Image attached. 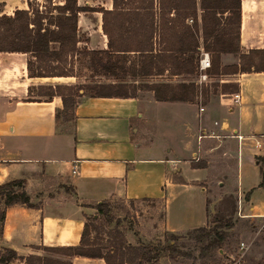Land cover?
I'll return each instance as SVG.
<instances>
[{
	"label": "crops",
	"instance_id": "0c3cea01",
	"mask_svg": "<svg viewBox=\"0 0 264 264\" xmlns=\"http://www.w3.org/2000/svg\"><path fill=\"white\" fill-rule=\"evenodd\" d=\"M237 1L239 18L228 8ZM75 2L111 9V0ZM171 2L177 9L155 13L154 29L129 30L131 43L144 50L97 56L95 70L89 66L96 79L89 85H98L92 93L72 87L74 76L29 77L28 54L0 51V184L38 171L56 185L73 188L72 196L57 187L53 196L30 200L33 207L5 208L0 254L10 249L16 255L6 264H24L29 256L105 264L101 258L43 252L77 245L89 205L103 199L162 200L166 231L203 227L206 190L215 182L221 188L223 176L228 184L222 187L238 197V216L264 228L261 162L250 165L255 154H264V70L241 69L248 66L241 55L264 51V0H194L191 15L180 8L188 6L184 0ZM27 8V0H0V15ZM101 25L99 11L77 12L76 33L85 40L76 47L80 50L82 43L85 50L107 51ZM203 52L210 67L207 80L200 82ZM183 83L194 85V100H163L169 93L160 91L157 98L151 88ZM117 84L130 94L114 95ZM47 86L57 92L49 95ZM32 88L42 92L29 96ZM62 96L72 106V120L65 118L70 108L55 118L63 109ZM211 131L218 136H207Z\"/></svg>",
	"mask_w": 264,
	"mask_h": 264
},
{
	"label": "trees",
	"instance_id": "16d2710c",
	"mask_svg": "<svg viewBox=\"0 0 264 264\" xmlns=\"http://www.w3.org/2000/svg\"><path fill=\"white\" fill-rule=\"evenodd\" d=\"M171 1L173 0H111V9L107 10L103 8L79 7L76 5L75 0H64L62 5H52L53 11L48 12L50 16L48 19L40 16L37 11L33 12L27 1L28 8L26 10L16 9L12 15H0V51L23 52L28 54L26 70L29 77L73 76V58L79 52L88 57L89 66L95 70L97 64L96 58L99 55L106 58L111 57L110 54L114 51L128 52L144 50L142 49L143 46L131 43L132 36L129 30L154 29L153 16L155 13H160L163 8L177 9L175 2L172 3ZM184 1L188 6H181L180 8L185 10L184 13L186 15H191L194 10V0ZM228 8L232 10V14L239 18L238 1L235 4L233 2L230 3V7L228 5ZM79 11H99L101 13V29L107 37V51L79 50L76 47L77 41L80 40L76 33V14ZM43 20L45 22L42 23ZM52 45L55 46L52 47ZM244 60H248V66H242V70H251V67H253L254 71L264 70V51H250L247 55H241V61ZM61 62L68 67L56 71V66L53 67L52 64L57 65L59 63L61 64ZM107 62L114 65V62H110V59ZM101 65L105 68H111L112 66L105 65L103 62ZM117 85L114 86L116 89L114 95L125 97L130 94L121 89L123 85ZM97 86L82 84L77 86V89L82 88L91 92L90 90H94ZM46 88L49 89V95L57 92L51 89V87L47 86ZM57 88L58 86H55V90ZM151 88L154 90L157 98H160V91H167L169 96L163 100H194L195 90L194 85L191 83H183L178 86L160 84L152 85ZM94 93L101 94L99 90H95ZM188 94L193 95L188 96ZM202 95L203 92H201ZM67 104L66 99L63 97V109L61 112L55 113V118H58L61 113L66 112L70 108V113H66L65 118L68 121L73 119L72 106L68 107ZM261 160L264 166V156L261 157ZM22 182L20 179H13L0 184V232L6 207L13 204H24L27 207H33L35 205L30 201L31 196L23 188H18ZM58 186L68 196L73 195L71 185L59 183ZM109 199L96 201L89 206L95 210L97 215H105L110 210ZM225 202V209L228 208V214L233 215L237 210V201L235 198L229 196ZM86 218L87 216H85L77 245L49 248L48 250L62 252L70 256L101 258L105 264H146L157 258L156 248L161 247L160 243L154 246L139 244L125 247L97 246L92 242L90 243L87 240L89 230ZM228 228H231L230 224H228ZM197 229L202 232V235L198 236L197 240L209 238L211 233H213V238L209 240L210 246L217 247L218 249L221 248L222 239H224L223 235L217 237L219 233L212 228L199 227ZM171 243L170 241L169 245H167L169 248L172 246ZM15 258L16 255L13 250L4 249L0 254V264H6ZM228 260H230L229 257ZM24 262V264H49L51 260H48L46 257L29 256ZM56 262L58 264H69L68 262ZM234 264H241V262H235ZM260 264H264V261Z\"/></svg>",
	"mask_w": 264,
	"mask_h": 264
},
{
	"label": "rangeland",
	"instance_id": "374dc122",
	"mask_svg": "<svg viewBox=\"0 0 264 264\" xmlns=\"http://www.w3.org/2000/svg\"><path fill=\"white\" fill-rule=\"evenodd\" d=\"M27 1L33 12L37 11L40 16H44L47 19L50 17L48 12L53 11L50 0ZM78 35L81 41L85 40L83 33L79 32ZM78 47L84 50L82 43H79ZM87 59L80 52L73 58L72 74L74 76V84L72 87L86 83L90 84L96 80L94 72L89 69ZM63 64L61 62V64L52 65L53 67L56 66V71H60L62 68L66 69L68 67ZM41 92L42 90L38 88H32L28 94L35 97L40 95L39 93ZM261 153L254 155L250 165H253L255 159H259L261 162L259 171L264 181V166L260 158L264 154ZM235 154L236 151L233 150V155ZM242 160L243 171L245 172L248 167V164L245 163V155ZM36 172L37 174L34 177L25 175L20 178L23 182L18 186V188H23L28 195L33 196L34 193H38L37 196H34V199H31L32 202H36L38 199H45L49 195L53 196L57 190L54 188H59L54 182L42 177L38 171ZM222 181V186L225 187L228 184V177L223 176ZM222 186L221 188L218 187L215 182L211 184V190H206L208 222L203 226L204 228H212L217 231L219 233L217 237L223 235L224 239H222L220 249L210 246L209 240L213 238V233H211L209 238L197 240L198 236L202 235V232L197 228L183 232L166 231L163 226V201L150 199L125 200L122 198H110V210L105 215H97L94 209H89V213L86 215L89 230L87 240L97 246L107 245L109 247H125L139 244L154 246L160 243L161 247L156 248L157 258L146 264H234L235 262L260 264L264 261V228L260 229V223L256 221L253 227V222L249 218H240L237 211L233 215H229L228 208L225 209V200L231 196L238 201V197L226 192L227 189ZM40 188L44 189V191L42 190L39 193L38 189ZM51 189H54V191L50 192L49 190ZM228 224L231 225V228H228ZM204 236L206 237V235ZM170 241L172 242L171 248L167 246ZM240 242H244L249 247L243 256L239 250ZM43 252L45 255L50 256L62 253L58 251ZM228 255L230 260H228ZM47 259L51 260L49 264H58L56 262L58 260Z\"/></svg>",
	"mask_w": 264,
	"mask_h": 264
},
{
	"label": "built area",
	"instance_id": "2783aa9c",
	"mask_svg": "<svg viewBox=\"0 0 264 264\" xmlns=\"http://www.w3.org/2000/svg\"><path fill=\"white\" fill-rule=\"evenodd\" d=\"M210 67V60H209V56H208V53L207 52H203L202 55H201V58L199 60V70L201 71L200 72V75H199V81L200 82H203L205 80H207V74L205 73V70L207 68ZM233 99L234 101L238 102L240 100V95L239 93H234L233 95ZM200 110L202 111L203 110V107H200ZM214 124H217V122H214ZM207 136H214V137H217L218 135H216L215 133H213V131H211ZM203 137V135H200L199 138ZM235 137H237L238 140H240L242 137L240 135H235ZM255 145L257 147L260 146V143L259 142H256ZM248 245L245 244L244 242H240L239 243V250L242 252V256L245 254L246 250H248Z\"/></svg>",
	"mask_w": 264,
	"mask_h": 264
}]
</instances>
